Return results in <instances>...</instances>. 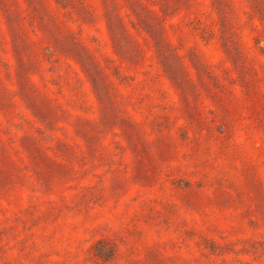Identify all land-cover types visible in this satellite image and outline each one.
<instances>
[{
    "label": "rangeland",
    "instance_id": "1",
    "mask_svg": "<svg viewBox=\"0 0 264 264\" xmlns=\"http://www.w3.org/2000/svg\"><path fill=\"white\" fill-rule=\"evenodd\" d=\"M0 264H264V0H0Z\"/></svg>",
    "mask_w": 264,
    "mask_h": 264
}]
</instances>
